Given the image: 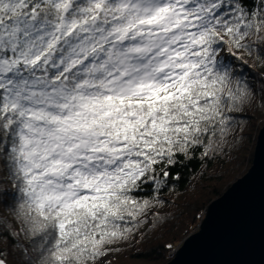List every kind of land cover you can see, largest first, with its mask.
Here are the masks:
<instances>
[{
	"label": "snow or ice",
	"instance_id": "snow-or-ice-1",
	"mask_svg": "<svg viewBox=\"0 0 264 264\" xmlns=\"http://www.w3.org/2000/svg\"><path fill=\"white\" fill-rule=\"evenodd\" d=\"M259 45L264 0H0V165L20 194L0 240L24 264H109L158 166L227 142L253 95L227 57Z\"/></svg>",
	"mask_w": 264,
	"mask_h": 264
},
{
	"label": "trees",
	"instance_id": "trees-1",
	"mask_svg": "<svg viewBox=\"0 0 264 264\" xmlns=\"http://www.w3.org/2000/svg\"><path fill=\"white\" fill-rule=\"evenodd\" d=\"M258 47L264 49V45ZM227 60L253 92L242 109L233 113L227 142L206 157L202 155L203 149H197L191 158L179 155L175 164L158 166V172L162 167L170 176L164 178L158 192L155 185L149 184L135 193L137 199H153L154 206L134 235L120 242L107 257H112L107 260L109 264H168L184 239L197 231L209 204L252 166L257 137L264 126V59L255 50L251 54L235 50V57L228 56ZM7 176L10 177L7 170L0 165V218L11 219V210L20 194L12 179L6 181ZM19 243L26 241L21 237ZM0 250L6 253L7 264H24L10 238L0 240Z\"/></svg>",
	"mask_w": 264,
	"mask_h": 264
},
{
	"label": "water",
	"instance_id": "water-1",
	"mask_svg": "<svg viewBox=\"0 0 264 264\" xmlns=\"http://www.w3.org/2000/svg\"><path fill=\"white\" fill-rule=\"evenodd\" d=\"M168 264H264V126L248 172L209 204Z\"/></svg>",
	"mask_w": 264,
	"mask_h": 264
},
{
	"label": "rangeland",
	"instance_id": "rangeland-1",
	"mask_svg": "<svg viewBox=\"0 0 264 264\" xmlns=\"http://www.w3.org/2000/svg\"><path fill=\"white\" fill-rule=\"evenodd\" d=\"M225 55H226V54H225ZM6 181H7V182H11V178H10L9 176H7V177H6ZM235 181H236V180H235ZM235 181H234V182H235ZM198 230H199V227H198L197 231H198ZM197 231H195V232H197ZM195 232H193V233H195ZM174 253H175V252H173L172 254H174ZM111 258H112V257H110V258H108V259L110 260ZM108 259H107V260H108Z\"/></svg>",
	"mask_w": 264,
	"mask_h": 264
}]
</instances>
